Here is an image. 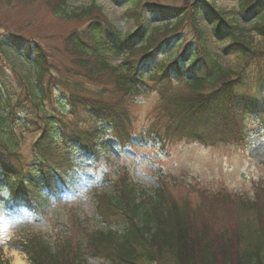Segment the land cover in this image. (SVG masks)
I'll use <instances>...</instances> for the list:
<instances>
[{
	"label": "trees",
	"instance_id": "obj_1",
	"mask_svg": "<svg viewBox=\"0 0 264 264\" xmlns=\"http://www.w3.org/2000/svg\"><path fill=\"white\" fill-rule=\"evenodd\" d=\"M68 1L60 0L56 12L64 10ZM123 1L128 5L125 15L133 23L130 31H121L101 11L95 13V3L64 15L86 21L62 39L84 76L90 80L115 77L112 87L102 86L92 95L85 94L88 87L82 81L71 83L63 75L50 79L52 61L39 43L32 41L25 46L29 38L17 34L4 37V44L23 56L33 69L34 84L25 83L37 117L25 116L24 122L39 120L41 136L35 142L37 161H25L13 133L18 113L9 104L12 96L6 95V114L0 112V179L4 182L0 191L6 190L3 196L14 208L34 211L39 207L42 212L48 199L42 196V185L51 192L56 179L64 181L74 168L72 156L77 151L98 158L96 141L107 129L122 144L131 138L124 131L130 121L128 107L114 100L112 93L116 90L125 96L173 82L188 85L187 95L172 94L163 106L171 122L166 131H147L157 141L166 132L175 136L182 129L195 140L207 142L210 138L206 137L213 134L210 130L221 132V127L228 128L230 123L256 118L264 123V54L246 38L237 16L230 18L218 9L214 5L218 0H200L193 7L153 0ZM263 11L264 0H240L241 22ZM202 12L212 22L210 32L225 38L226 50L236 53L242 64L227 66L221 62V55L206 46L204 32L198 27ZM156 13L158 22L152 21ZM188 19L196 31L195 39L182 28ZM254 29L264 37V21ZM107 56L124 59L114 66L106 63ZM0 79L3 89L4 79ZM59 86L63 92L55 96L56 104L68 119L58 114L57 108L48 112L45 107V102L51 101L48 88ZM59 144L63 146L60 158L52 159L49 153ZM116 189L114 194L103 193L98 199L97 215L107 234L104 229L92 231L76 243L63 238L55 243L34 238L18 250L25 252L32 264H82L88 255L109 264H264V226L246 224L237 229L236 245L227 235L222 243L202 240L191 223L192 214L170 203L165 187L149 193L125 178ZM0 264L11 263L0 255Z\"/></svg>",
	"mask_w": 264,
	"mask_h": 264
},
{
	"label": "rangeland",
	"instance_id": "obj_2",
	"mask_svg": "<svg viewBox=\"0 0 264 264\" xmlns=\"http://www.w3.org/2000/svg\"><path fill=\"white\" fill-rule=\"evenodd\" d=\"M59 1L0 0V70H3L0 78L4 79L2 83L5 85L3 89L0 87V112L6 114L3 104L7 100L6 95L10 94L9 104L18 113L13 133L17 137L18 153L27 162L37 161L35 142L41 137L39 120L24 122L25 116L37 117L32 111L25 83L30 81L34 84V73L23 56L4 44V37L17 34L29 38L25 40V46L32 41L39 43L52 61L50 79L63 75L71 83L82 81L88 87L85 94L92 95L102 86L112 87L115 77L99 76L90 80L84 76L74 55L63 46L62 39L69 30L86 21L64 15L95 3L97 8L94 12L101 11L121 31H130L133 27L125 15L128 5L123 0H69L64 10L56 12ZM153 1L193 7L200 0ZM214 5L230 18L237 16L246 38L264 54V37L254 29L264 21V11L248 17L245 23L238 16L240 0H218ZM159 20V14H154L152 21ZM211 24L202 12L198 27L204 32L206 46L221 55V62L225 65L237 67L242 64L236 53L226 50L225 38H218L210 32ZM182 28L190 39H195L196 31L189 19ZM123 59L117 56L105 58L106 63L114 66L120 65ZM187 86L184 82H173L167 86L134 90L125 96L118 90L112 93L114 100L127 104L130 121L124 131L127 137L132 135L131 138L122 144L114 132L107 129L96 141L98 158L91 153L75 152L70 175H65L64 181L56 179L51 192L42 185V196L48 197L42 207L43 214L37 213L39 207L32 212L13 210L4 199L6 190L0 191V255L11 264H30L18 246L31 239L55 243L63 238L76 243L92 231L103 230L97 215L98 199L103 193L114 194L117 183H123L125 178L149 193L155 188L165 187L166 199L192 214L191 223L195 224L202 240L222 243L227 235L232 245H236L234 234L238 233L237 229L246 224L264 226V123L258 118L256 121L230 123L228 128L221 127V132L209 129L213 134L206 137L210 138L207 142L195 140L182 129L177 130L179 134L175 136L166 132L159 141L146 134L152 130L166 131L171 122L163 106L172 94L187 95ZM59 87L55 90L48 88L51 101H46L45 107L48 112L55 107L58 114L67 117L56 104L55 96L63 92V87ZM201 128L197 127L198 130ZM205 134L209 133L205 131ZM62 148L59 144L49 156L59 160ZM3 184L0 179V186ZM104 232L107 234L108 229L105 228ZM82 264L109 263L88 255Z\"/></svg>",
	"mask_w": 264,
	"mask_h": 264
}]
</instances>
